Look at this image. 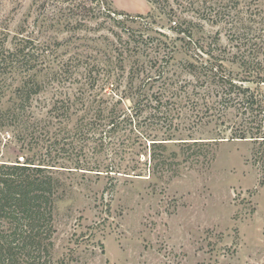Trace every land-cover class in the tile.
<instances>
[{
    "label": "rangeland",
    "instance_id": "rangeland-1",
    "mask_svg": "<svg viewBox=\"0 0 264 264\" xmlns=\"http://www.w3.org/2000/svg\"><path fill=\"white\" fill-rule=\"evenodd\" d=\"M238 1L239 8L253 7L249 0ZM78 6L79 0H0L4 47L24 52L0 67V162L47 155L51 164L69 169L77 159L90 164L137 160L145 177L115 181L62 169L51 264H264V144L229 141L228 129L221 135L235 121L231 112L219 117L214 110L215 115L199 119L197 111L205 103L199 100L201 108L194 109L185 95L198 99L211 93L212 103L214 93L209 86H189L180 92L176 109L184 129L178 138L192 140L175 143L196 144L168 145V155H175L171 167L157 168L148 179L149 142L135 130L149 134L148 121L139 118L115 136L104 128L94 131L90 117L97 91L86 73L91 65L100 75L119 72L123 85L131 70L162 72L178 74L184 85L192 77H181L178 63L201 58L185 52L178 39L170 44V22L150 0H97L89 15ZM148 14L155 20L136 18ZM205 30L219 33L220 45H227L221 25ZM143 41L151 43L149 49L159 41L167 45L157 52H136L135 43ZM117 58L123 70L109 66ZM29 78L37 84L36 95L18 99L17 88ZM104 85L98 94H107L113 103L117 91ZM159 88L161 82H153L151 90ZM65 98L69 105L73 101L69 122L60 119ZM54 106L62 109L52 111ZM85 115L84 125L75 129ZM114 141L119 150L109 145Z\"/></svg>",
    "mask_w": 264,
    "mask_h": 264
},
{
    "label": "trees",
    "instance_id": "trees-1",
    "mask_svg": "<svg viewBox=\"0 0 264 264\" xmlns=\"http://www.w3.org/2000/svg\"><path fill=\"white\" fill-rule=\"evenodd\" d=\"M93 1L97 2L79 0L78 7H86L87 15L93 14ZM150 1L158 6V10L164 11L162 13L165 19L170 22V32L174 37L170 38V44L173 45L174 40L178 39L183 42L182 48L185 52H192L194 55L196 53L201 60L197 63L193 60L178 63L181 77L186 75L192 77L184 80L186 81L184 85L179 82L178 74L155 72V75H149L133 70L127 74L126 81L121 85L119 72L107 71L108 73L100 75L98 71L94 72L97 65H91L86 76H89L87 81L90 84H95L97 91L94 100L96 105L90 117L94 131L104 128L109 135L115 136L118 132L126 130L127 126L134 127L133 123L144 117L152 131L143 136L140 130H135L149 142L148 162L151 172L146 177L154 178L157 168L171 167L170 158L175 155L173 153L168 155V145L186 147L196 144L175 143L192 140L189 135L185 136L186 139L178 138L182 137L184 129H180L177 123L180 113L176 106L182 101L180 92L189 86L196 89V86L205 85L214 93L212 103L208 99L211 93L207 94L208 98L204 95L198 99L189 94L185 95V101H189L194 109L201 108L199 100L205 103V108L197 111L199 119L215 115L214 110L218 112L219 117L231 112L235 121L229 124L221 135L224 136L228 129L229 141L264 144V2L259 7L254 6L257 0H249L248 3L253 7L247 10L239 8L238 0ZM173 4L177 7L173 8ZM136 18L155 20L153 14ZM215 25H221L225 31L227 45H220L219 33L205 30V26ZM164 38L168 39L167 36ZM0 39L2 40L0 67L9 62L11 56L14 58L24 56L23 50L19 47L12 52L7 50L4 47L7 38ZM143 42L135 43L136 52L143 49L150 52L161 51L168 41H159L154 45L156 49H149L151 43ZM117 65H121L119 66L121 70L124 69L123 60L120 61L118 58L114 64L112 62L109 64L112 69ZM100 81L103 84H100ZM157 81L161 82V89L155 92L151 89L153 82ZM104 84L117 91L112 98L113 103L107 101V94H98L106 89ZM36 86V82L30 78L22 82L16 90L17 98L25 97L29 101L30 97L36 95V92H33ZM121 86L123 87L120 88ZM69 100L70 98H65L61 102L65 109L60 118L63 122L70 121L68 111L73 101L69 105ZM126 102H129V105H126ZM62 107L54 106L52 111L59 112ZM86 118L87 115L81 117L80 126L75 129L84 125ZM100 131L98 133H101ZM109 145L119 150L118 141ZM110 155L113 156L112 153ZM47 157L49 156L36 160L31 157L23 158L22 161L17 159L14 162H0V264H51L50 251L55 231L53 212L59 198V189L62 187L57 175L63 172L62 169L82 174L104 175L115 181L118 177L126 179L145 177L142 176L143 170L137 160H129L126 165L116 158H112L108 163L95 160L91 164L77 159L68 169L57 166L55 162L51 164L50 158L47 160Z\"/></svg>",
    "mask_w": 264,
    "mask_h": 264
}]
</instances>
